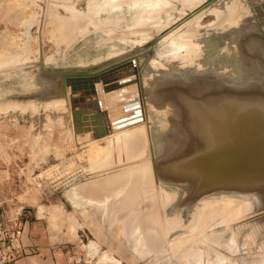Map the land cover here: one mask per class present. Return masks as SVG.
Segmentation results:
<instances>
[{
  "label": "rangeland",
  "instance_id": "374dc122",
  "mask_svg": "<svg viewBox=\"0 0 264 264\" xmlns=\"http://www.w3.org/2000/svg\"><path fill=\"white\" fill-rule=\"evenodd\" d=\"M89 1L0 0V68L38 61L39 57L44 62L45 58L51 57V62H44V66L53 69L86 67L89 70H98L124 59L138 58V62L133 61L135 66L139 63L163 65L166 71L155 74V78L163 76L162 78L173 84L177 83L173 85L172 91L177 95V102L185 101V96H182L185 93L177 90L181 79L174 73H179L180 68L183 70L186 67L185 64L179 66L180 63L200 51L199 46L193 45V40H198L202 46H206L210 39L206 30L194 27H189V36L184 37L183 23L188 19L192 23L191 18L200 11L199 9L204 10L208 3L213 4L216 0H184L187 5L192 4L196 8L194 11L183 8L180 0H168L171 4L165 1L163 5L150 8L145 16L141 10L144 6L141 0H130L134 6L122 5L118 9L105 12V7L112 5V0L99 1L96 6L98 15L92 22H85V25H89H86L87 32L81 36L79 33L83 25L74 23L70 14L79 12L83 17L87 13L86 16L95 13V1L92 5ZM172 4L174 10L165 13L164 10L172 9ZM154 13L157 17L155 20L151 19ZM199 15H203L199 21L200 25H208L215 19L213 10L201 12ZM57 18L61 19L60 24L55 22ZM146 18L152 20L151 24L148 22L150 30L135 31L139 28V21L143 23ZM158 19L160 22H157ZM160 25L163 29L158 30ZM128 29L129 34H124ZM74 35L77 36L75 39ZM214 41L216 40L209 45L212 66L222 61L227 73L235 76L231 46L227 44L226 55H220L221 46L217 41L213 44ZM190 49L195 52L188 53ZM134 65L118 68L120 72L128 74L122 78L125 84L121 87L108 91L104 90L102 82L97 85V102L99 98L106 101L115 95L123 100L124 106L127 105V120L122 128L118 127L116 122L120 114L111 115L96 110L91 113L85 109L80 111L77 107L70 108L68 104L66 106L62 98H53L43 102L42 106L36 104L31 97L20 102L13 100L11 95L19 97L21 92L27 91L33 81V75L37 76L39 69H0V219H22L24 232L29 230L37 239L45 235L57 236L60 244H56L63 248L69 264H264V233L256 234L249 222H246L251 214L247 212L250 210L245 203L238 206L233 200L231 206L224 211L221 209L223 206L218 207L224 202L222 195L218 197L220 201H216L217 197L204 198V195L199 201L201 204L190 213L189 218L192 219L187 221L185 227L181 220L182 214L176 209L182 202L184 196L181 195L184 193H179L181 197L178 194V197L172 196L165 207L156 208L157 204L154 205L152 199L154 187L160 185V191L164 188L170 192L164 182L153 185L158 181L155 179L152 183L148 181L132 186L126 179L121 185L117 184L118 179L133 177L140 161L139 158L126 160L124 154L117 159V155L111 156L112 151L105 154L106 142L113 138L126 141L125 133L143 130L145 122L137 121L140 115L134 101L139 100L141 116L142 109L146 116L149 115L145 98L140 95V76H136ZM200 73L191 75V78H182L196 83L216 76L218 72ZM37 85L38 79L29 92L36 89ZM151 92L155 97L154 104L159 107L171 99L168 95H162L160 90L153 89ZM191 92L197 102H200L203 98L201 92L196 89H191ZM188 93L186 92L191 96ZM97 108L99 109V106ZM83 115L86 117L84 121ZM155 118H158L157 114H154L151 120L154 121ZM91 123L92 131L89 132L88 125ZM93 124L98 125L97 128L99 124H103L107 133L105 137L98 138L99 141L91 136L95 127ZM84 125L88 127L87 132L86 126L85 130L82 128ZM117 130L122 131H118L120 134L113 137L111 133ZM135 137L129 139L140 140ZM98 144L101 147L97 152L94 146L97 149ZM223 146L224 142L209 152L220 156ZM174 147L173 144L168 146L169 149ZM92 149L99 157L91 154ZM118 150L119 148L115 150L117 154ZM93 158L100 159L95 162V167L91 168L90 162H94ZM103 159L108 162L97 166ZM170 159H174L172 152L164 157L161 167L169 165ZM115 167L117 169H114ZM167 192H164L163 199ZM188 203L189 200H184V204ZM98 207L99 212L96 213ZM236 209L238 213L234 212ZM110 219L112 222L108 226L106 221ZM199 219L205 220L204 225L195 230L200 226ZM120 221H124L127 226L126 241L134 242L132 250L122 237L118 238L116 228L119 227ZM193 223L196 224L195 227ZM138 224L145 226L139 230L143 240L139 239L137 242L133 233L136 232ZM154 237L159 238L155 241ZM170 241L174 245H168ZM146 245L151 246L153 250L150 251L154 253L148 258L139 253ZM172 259L173 262L170 263Z\"/></svg>",
  "mask_w": 264,
  "mask_h": 264
},
{
  "label": "bare ground",
  "instance_id": "6f19581e",
  "mask_svg": "<svg viewBox=\"0 0 264 264\" xmlns=\"http://www.w3.org/2000/svg\"><path fill=\"white\" fill-rule=\"evenodd\" d=\"M99 1L104 2V1H108V0H93L92 2L90 0L89 2L91 4L88 3V5L89 4L92 5V3L94 2L95 3L94 8L96 9L95 13H93V14L90 13L91 15L86 16L88 13L86 15L81 14V15L85 16V17L84 16L82 17L78 14L79 12L74 13V12L70 11L71 12L70 18L72 19V21L74 23H80L81 25H83V27L81 28V33H79L81 36H83L87 32L86 25H89V24L85 25V22H87V21L92 22L93 18L98 15L96 6H97V4L100 3ZM141 1H142V4H144L143 9H141L144 11L143 16L146 15V13L148 12V10L150 8H153V7L158 6V5H163V4H165V1H167L169 4H171L168 0H141ZM180 1H181V4L183 5V8L190 9L191 11H194L196 9L194 6H192V4L187 5L184 2V0H180ZM112 2H113V0H112ZM112 2L110 3L112 5L106 6L103 12H105L107 10L110 11V10L118 9L122 5L132 4L130 2V0H117L116 2H113V3ZM251 2L254 3V6L256 5L255 6L256 7V14H258L261 18L264 19V0H251ZM132 5L134 6L135 4H132ZM202 9H199L200 10L199 12L197 11L198 13L196 15H194L196 17H194L192 15L193 16L191 18L192 23H190L191 21L189 19L186 22L184 21L183 28L185 27V30L182 33L184 34V37H187V36H189V33H190L189 27H191V29H192V27H194V29H204V30H206L207 35L209 36L210 40H208V43L206 44V46H202L198 40L192 41L194 46L200 47V51L195 53L193 56H191L187 61L179 64V66L185 64L186 67H184L183 70H181L182 68H180L179 69L180 71L178 74L183 73L182 74V76H183L184 73H186L191 78V75L201 74L200 71H202V74L206 73V72H210V71L211 72L217 71L218 73L216 74V76H211V77L205 78V79L200 80L196 83L190 82L191 85L188 88L196 89V90L200 91L201 94L203 95V98L200 100V102H197L196 105H192V104H191V106L189 105L187 109H184V107H178L179 108L178 109V115H179L180 119H182L184 116L185 117L184 119H186L188 122H190L191 125L195 129H197V132H198L197 138L200 139V136H202L203 138L206 139V142L204 145L209 149V151L213 147H215L216 145H219V144L224 142L223 151H222L221 155L219 156V158L221 160H223L224 157H226L227 159L232 158V157L233 158L239 157L240 160L242 158H246V157L247 158L258 157L257 158L258 168H260V169L264 168L263 163H262V160H264V36L261 33V28L258 26L259 22L256 21L255 14H254L255 11L250 6V3L248 2V0H216L213 4L208 3L205 6L204 10H202ZM173 10H174V5L172 4V9L168 8L167 10H164V11H165V13H171ZM211 10H213L214 14H215L214 21L210 22L208 25H200L199 21L203 15H199V14L201 12L206 13V12H209ZM72 11H73V9H72ZM156 18L157 17H155V13H154L153 17H151V19L155 20ZM151 19L146 18V20H144L145 22H143V23H141L142 21H139V26H138L139 28L137 27L138 29L135 31H137V32L149 31L150 28L148 25L151 24L150 23V21H152ZM60 21H61V19L58 20V18H57V21H55V22H59V24H60L61 23ZM157 22H160V20L158 19ZM157 24H159V23H157ZM189 24H190V26H189ZM55 25H57V24H55ZM96 28L98 29L99 26H97ZM263 28H264V25H263ZM160 29H163L162 25H160V27L158 28V30H160ZM129 30L130 29H128V31L126 30L124 32V34H129ZM171 31H172V29L170 31H168V34L171 33ZM76 37L77 36H75L74 39ZM213 40H216L221 46L220 55H223V54L226 55L225 53L227 51V48H226L227 44L231 46L232 55H233L232 61H233V65H234L233 71H234L235 76H230L227 73V71L225 70V64H223L222 61H221L222 63L220 62L217 65L212 66L213 62H212V58L210 57V53H209V49H210L209 45L211 44V42ZM216 41H214L213 44ZM177 45H179V44L177 43ZM194 52H195L194 50H191V49L188 50V53H194ZM214 54H215V52H214ZM219 59H220V57H219ZM28 60H30V59H28ZM28 60L26 62H28ZM44 62L46 64H47V62H51V57L45 58ZM26 64H31V65H33V67H38V69H39L37 60L31 61L28 63L24 62V64H18V65H14V66L15 67L16 66L22 67ZM140 64H142V63H140ZM136 67L138 68L137 64H136ZM176 67H178V66H176ZM45 69H46L45 73H42V72H40V70H38L37 76L33 75V81L31 82V85L27 88V91H25V93L21 92L19 94V97H18L19 99L25 100L28 97H31L33 99V101L35 102V100H34L35 98L33 97V95H34V91L38 90L39 85H37V88L32 90L31 92H29V89L35 84L36 80L38 79V75H40V74L41 75H40L39 79L42 83H44V84L54 83L55 87L57 86L58 79L55 80L54 79L55 77H52V76L47 74L48 73L47 70H50V67L45 65ZM165 71L166 70L164 69L163 65H161V64H152V63H149L147 65L142 64L141 70L138 69V75L140 76V79H139L140 85H143L144 83H146L147 80H150L152 78L155 79V77H157L155 74H159V73L165 72ZM177 71H178V69H177ZM190 72H192V74H189ZM124 74H127V72ZM174 74H177V73H174ZM143 78H145V80H143ZM158 78H159V76H158ZM186 80L188 81L189 79H186ZM99 83H101V81H99L97 78H93V77H90V78L84 77V78L72 80V82H70V86L72 87V90L68 88V101L65 102V100H64V104L66 106L69 105L70 108L77 107L76 109H78V110L80 109V111L85 109L86 111L91 112V113H94L95 110L99 111V112L103 111L106 114H111V115L118 113V114H120V116L118 117V120L116 121L117 126L122 128V125H124L126 120H127V115L125 112V110H128V108L126 107L127 105L125 104L126 106H124L123 100L121 98L115 96V95H113L111 98L109 97L108 98L109 100L106 99V101L103 98H102L103 100L101 98H99L98 102H97V90H98L97 85ZM176 84L177 83L173 84L172 82L168 81L166 78H162L159 82H156V86L153 89L160 90L162 95H168V97L171 96L170 98L172 100L176 101L175 102L176 105H174V107H176V106H179L183 103V101H180L181 103L177 102V95L174 91H172L173 85H176ZM180 84H178V86ZM198 88H201V89H198ZM145 96H146L145 97V103H146L147 108L149 109V115L145 116L146 119H143V121L145 122L143 130H140V131L133 130V131L125 133V134H127V140L126 141L124 139L120 140L117 138H113V139L107 141L106 145H105V147L107 149V150L105 149V151H107V153H105V152L104 153L108 154L110 151H112L111 156L115 157L117 155V159L120 158L121 154H124V157L126 160H129L132 158L133 159L139 158L140 162H139L137 169L134 172L133 177L131 176L130 178L127 177V178H123V179H118L116 177V181L118 179L117 184L120 183L119 185H121V183L126 179L131 182L132 186L133 185H139L142 182L146 183L148 181H151V183H152V180L155 181V179H156L155 175L157 173L160 174L158 176V181L153 183V185L157 184V183L165 182L164 183L165 186L170 188V192L169 191L168 192L171 195L164 188H163V191H160V188L162 186L157 185L156 187H154L155 191L152 192L153 197H154L152 199H153L154 205H155V203L157 204V205H155L156 208H158L159 206L165 207L166 203L169 201V199L172 196L175 195V197H178V196L183 197L185 195V191L182 190L181 185L176 184V181L171 174L167 177V179H164V178L162 179L164 172H168V169H170L169 167L172 165L161 167V164L163 163L162 162L163 159L161 160V158H158L160 155L159 153H156V151H158V149L155 150V148H154V153H155L154 158L156 159L154 161V163H152V161H151L152 155L147 153L148 152V150H147L148 144H149L148 139H147V132H146L147 123L149 121H152L151 117H154V114H158L160 112V110H159L160 107H159V105H155L153 100L147 99L146 92H145ZM146 100H148V101L146 102ZM103 101H105V102H103ZM18 102H20V100H18ZM116 102L119 105L116 104ZM52 104L54 105V102ZM62 104H63V102H62ZM66 106H64V107H66ZM98 106H99V109L97 108ZM54 107H56V105ZM58 107H60V106H58ZM154 107H156V108H154ZM83 116L85 117V115H83ZM84 117H83V121L86 120V117H85V119H84ZM81 118H82V116H81ZM97 118L100 119L98 116H97ZM88 119L89 118H87V121H88ZM91 119L93 120L92 115H91ZM100 121H102V120H100ZM95 123L98 124L97 121ZM86 125H87V123H86ZM86 125L82 126V128L84 130L87 127ZM90 125L92 126V123L89 124L88 127ZM93 125L95 126V127L94 126L93 127L96 129L93 128V132L91 133L92 135L89 134L90 130L92 129L91 126L89 127V132H88V134L91 135L93 139L98 140V138H103V137H99V131L100 130H103L105 132V136L107 135L106 131L104 130V128L101 124H99L98 128H97L98 125L97 126L95 124H93ZM104 125H106V124H104ZM88 127L85 130L86 132H87ZM118 131L120 132L122 130L113 131L111 133L112 136L115 137V135L120 134ZM178 134L181 136L180 132H177V135ZM73 135H74V133H73ZM177 135H173V137L178 138V137H176ZM86 136H88V135H86ZM132 136H136L135 138L140 139V140L129 139ZM92 138H91V140H93ZM119 138H121V135L119 136ZM100 140H102V139H100ZM181 141L182 140L179 139L178 142H176L174 144L170 141L164 140L163 141L164 144H162L161 147H159V148L162 151H164L165 153L172 152V154H174L176 152V149L180 148L179 145H181ZM94 142H97V141H94ZM170 144L175 145V147L173 149H169L168 146ZM97 146H99V144ZM100 147L101 146L97 147V149H96L94 146V149L97 150V152H98L100 150ZM116 148H119L118 154L115 151ZM89 149L91 151V148H89ZM94 149H92L93 152L91 154H95L97 157L98 154L96 151H94ZM102 155H104V154H102ZM102 155H100L101 158H103ZM169 155H171V154H169ZM92 156L94 157V155H92ZM181 156H182V153L178 152L176 155H174V159H170L168 161V163L171 164L173 162V160H176L178 157H181ZM98 159H100V158H97V160L96 159L94 160V158L92 159L94 162H90L91 168L95 167V162L97 163L99 161ZM233 161L234 160H232V162ZM107 162H108L107 160L103 159V161H100L97 166H103V164H106ZM153 165H155V167L157 169H159L158 172L154 171ZM231 167H233V165H231ZM114 169H117V168L115 167ZM153 174H154V176H153ZM238 181H244L243 176H239ZM117 184H116V186H117ZM85 190H86V188H85ZM164 192H167V194H166L167 196L165 197V199H163V197H162L165 195ZM179 193H180V195L182 193H184V194H182L180 196ZM177 194H178V196H177ZM209 195L212 197H210ZM219 196H220V194H218V193H213V194L208 193V194H205L204 198H214L215 197V199H216V197H217L216 201H220L218 199ZM228 196L229 197H227V199H224V196H223L222 198L224 200H222V201H224V202H222V204L218 205V207L223 206L221 209H223L224 211L229 206H231L233 200L236 201L238 206H240L242 203H245L247 205V208L250 210V211H247L248 213L253 211L255 207L258 208L259 206L264 205V190L257 193V195H253V194L249 195L248 198L249 197L252 198L249 200H248V198L246 199V198H241V197H239L240 200H238L235 197H233L232 195H228ZM150 199H149V201L151 202ZM190 199H191V197L188 196L187 201L188 200L190 201ZM215 199H212V200H215ZM179 200H180V198L177 201H179ZM183 206H188V205L183 203ZM99 207L97 208L96 213L99 212ZM142 207H143V205H142ZM181 208H182V204L176 207V209L180 210V211H181ZM210 208H214V207L210 206ZM234 212L238 213V210L236 209ZM109 213H110V211H109ZM136 213H137V211H136ZM94 216H95V214H94ZM190 216H191V214H190ZM257 216L248 221L249 226L253 229V231L256 234L264 233V217L260 216V214ZM190 219H192V218H189L188 220H190ZM181 220H182V224H184L185 220L183 217ZM199 220H197V221H199ZM204 221L205 220H202V219L200 220V222H199L200 226L198 225V222H197V225L199 227L195 228V230H197L198 228H201L204 225ZM88 222H89V220H88ZM106 222H107V225L109 226L111 224L112 220L110 219L109 221H106ZM187 223L188 222H186V224ZM242 223H240V224H242ZM192 225H194V223ZM143 226H145V225H143ZM195 226H196V224L194 225V227ZM142 227L140 224L136 225L137 230H136V232L133 233L136 235L135 239H137V242L139 239L143 240L142 236H141V232L139 231V230H142ZM185 227H187V226L185 225ZM191 227L194 230V227L193 226H191ZM116 229H117L116 232L119 234L118 238L122 237L132 250V247H133L132 242L133 241H130V242L126 241V238H125V236L127 234L126 233L127 232V226L124 224V221H120L119 227ZM188 229H189V227H188ZM154 238H155V241H157L159 237H154ZM127 239H129L128 236H127ZM135 239H133V240H135ZM127 244H125V245L127 246ZM169 244L172 245L173 244L172 241H170L168 243V245ZM154 248L157 249V246H155ZM150 250H153L151 248V246L146 245V248L143 251H140L139 253H141L145 258H148L150 255L154 254L153 251L151 252ZM176 250H174V251H176ZM195 261H197V260H195ZM172 262H173V259L170 260V263H172ZM202 264H206V263L204 262Z\"/></svg>",
  "mask_w": 264,
  "mask_h": 264
},
{
  "label": "water",
  "instance_id": "95a60500",
  "mask_svg": "<svg viewBox=\"0 0 264 264\" xmlns=\"http://www.w3.org/2000/svg\"><path fill=\"white\" fill-rule=\"evenodd\" d=\"M248 2H251V0ZM250 6L255 11L254 14L256 21L259 22L258 26L261 28V33L264 36V19L256 14V5L254 6V3L251 2ZM133 61L138 62L139 59H124L117 63L108 64L98 70H89L86 67H70L64 69H53L50 67V70H47V74L55 77V80L58 79L57 86L55 87L54 83L44 84L40 82L39 77L41 74L38 75L39 89L34 91V100L36 103H39V106H42L43 102L49 101L53 98H62L66 102L68 101V88L72 90L70 82H72V80L84 77L97 78L102 82L104 90L109 91L116 89L125 84L124 79L122 80L125 74L119 72L120 69L118 68L124 66V64L127 65V67H129L131 64L134 65ZM137 65L138 68L134 65L133 69L136 76L138 77V69L141 70L142 64L139 63ZM38 66L40 72L45 73L46 69L41 57L38 59ZM26 67H33V65L26 64L22 67H2L0 69H24ZM182 74L183 73L178 74L182 85L177 86V90H181L183 93H185L182 94V96H185L183 105L181 104L174 107V105H176V101L168 99L165 105L160 107V112L157 114L158 118H155L154 121H149L147 123L146 132L149 143L147 153L152 155V163H154L156 160L154 158V148L155 150L158 149L156 153L160 154L159 156L161 160H164V157L168 156V153H165L159 148L162 144H164V140L170 141L174 144L178 142L179 139L182 140L181 145H179L180 148L176 149V152L173 154L176 155L178 152H181L182 156L178 157L174 162H172L173 165L169 167L170 169H168V172H164L162 179H167V177L171 174L174 177L176 184H179L182 188H184L185 195L182 199V202L180 203V205L182 204L180 212L183 215L181 216L185 220V226L187 220L189 219L190 213L193 211V209L197 208L201 204L199 201L204 197L205 194L218 193L224 196V199H227V197H229L228 195H232L236 199L240 200L239 197L247 199L249 195H257V193L264 190V168H258V157H246L242 158L241 160L239 157H232L228 159L224 157L223 160H221L218 154L209 152V149L204 145L206 139H204L202 136H200V139L197 138V129H195L190 122L184 119V116L182 119H180L178 115V107H184V109H187L189 105H196L198 101L195 98L194 93L191 92V89L188 88L191 85L190 82L182 78L183 76L188 75L184 73V75L181 76ZM189 74H192V72ZM162 77H159L160 79L152 78L141 85V98L144 99L146 97V91L147 99L155 101V97L153 96L151 89L153 91V88L156 86V82H159ZM186 92H189L188 94L191 96H188ZM18 93H20V91H18ZM138 95L136 97L139 99ZM11 96H13V100L17 99L22 101V99L18 98V95ZM138 101H134L133 103L136 104V109H138V114L140 115L137 121L142 122L143 119H146V112H144V109H142L143 116H141L142 113ZM147 101L148 100H146V102ZM177 132H180L181 136L178 138L173 137V135H176ZM104 136L105 132L100 130L99 137ZM232 160L234 161L232 162ZM262 163L264 166V160H262ZM231 165H233V167H231ZM153 169L155 172H158L159 170L155 167V165H153ZM159 175L160 174L158 173L155 175L157 180ZM239 176H243L244 181H238ZM188 196L191 197L188 206H183L184 200H187ZM249 199L252 198L249 197L248 200ZM249 214H251L249 220L259 214L260 216L264 217V205H261L258 208L255 207L253 211L249 212ZM249 220H247V223Z\"/></svg>",
  "mask_w": 264,
  "mask_h": 264
},
{
  "label": "crops",
  "instance_id": "0c3cea01",
  "mask_svg": "<svg viewBox=\"0 0 264 264\" xmlns=\"http://www.w3.org/2000/svg\"><path fill=\"white\" fill-rule=\"evenodd\" d=\"M23 245L26 255L14 264H69L65 253L59 248L57 236H43L41 239L33 237L29 230L23 234ZM59 244H56V243Z\"/></svg>",
  "mask_w": 264,
  "mask_h": 264
},
{
  "label": "built area",
  "instance_id": "2783aa9c",
  "mask_svg": "<svg viewBox=\"0 0 264 264\" xmlns=\"http://www.w3.org/2000/svg\"><path fill=\"white\" fill-rule=\"evenodd\" d=\"M26 224V222H25ZM24 225L18 217L0 219V264H14L26 255L23 245Z\"/></svg>",
  "mask_w": 264,
  "mask_h": 264
}]
</instances>
